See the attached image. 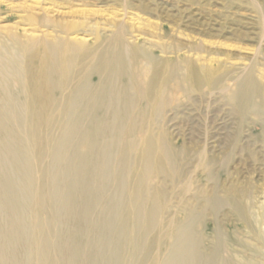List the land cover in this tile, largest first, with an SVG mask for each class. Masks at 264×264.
Segmentation results:
<instances>
[{
    "label": "bare ground",
    "instance_id": "6f19581e",
    "mask_svg": "<svg viewBox=\"0 0 264 264\" xmlns=\"http://www.w3.org/2000/svg\"><path fill=\"white\" fill-rule=\"evenodd\" d=\"M241 23L231 35L256 39L252 56L201 37L211 32L140 41L122 20L87 44L68 28L54 40L0 36V264H252L229 260L221 236L206 250L203 217L215 196L199 191L200 209L192 183L177 177L180 205L167 209V188L152 180L169 176L178 147L143 125L176 101L179 110L215 93L240 113L264 110L262 39Z\"/></svg>",
    "mask_w": 264,
    "mask_h": 264
},
{
    "label": "rangeland",
    "instance_id": "374dc122",
    "mask_svg": "<svg viewBox=\"0 0 264 264\" xmlns=\"http://www.w3.org/2000/svg\"><path fill=\"white\" fill-rule=\"evenodd\" d=\"M131 2L147 4L151 12L124 5L123 0H0V36L14 31L25 38L54 40L56 36H65L63 31L68 28L70 32L66 35L87 44L93 42L97 30L111 34L113 22L122 20L140 41L167 42L168 30L182 40L186 38L184 33L196 36L211 32L212 36L201 37L211 43L219 42L223 51L252 56L257 40H243L231 35V27L236 28L241 21L244 30L251 29L254 36L262 39L264 48V0ZM218 28L221 31H217ZM161 56L167 58L175 54ZM219 57L224 59L222 55ZM234 60L239 64L246 63L237 58ZM226 101L220 93L207 94L195 102L180 101L179 110H175L176 101L165 106V113L163 110V116L155 122L149 120L147 123L146 120L143 123L157 138L170 137L179 149L173 151L174 165L169 176H153L152 182H160L167 188V209L170 207L171 210H174L172 207L177 210L183 195L178 178L183 185L187 181L192 183L188 198L195 205L202 204L201 190L215 196L220 204L214 210L208 209L203 217L207 227L202 229L206 250L213 252L221 236L219 246L229 260L236 263L238 257H244L250 258L252 264H264V110L255 115L240 113ZM141 133L135 132L136 140H140ZM125 140L122 136L118 145L123 146ZM131 154H128L132 156L128 160L134 159V152ZM203 156L209 159L208 165L201 163ZM119 163L114 160L112 165L118 169ZM123 168L129 171L130 165ZM231 200L238 203L237 207ZM198 208L201 209V205ZM99 211H95V219L99 217Z\"/></svg>",
    "mask_w": 264,
    "mask_h": 264
}]
</instances>
